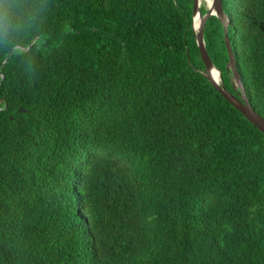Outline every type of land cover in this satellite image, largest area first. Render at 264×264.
Here are the masks:
<instances>
[{"label":"trees","instance_id":"trees-1","mask_svg":"<svg viewBox=\"0 0 264 264\" xmlns=\"http://www.w3.org/2000/svg\"><path fill=\"white\" fill-rule=\"evenodd\" d=\"M220 3L264 119V0ZM192 8L0 0V264H264V134ZM203 39L239 97L216 17Z\"/></svg>","mask_w":264,"mask_h":264},{"label":"water","instance_id":"water-1","mask_svg":"<svg viewBox=\"0 0 264 264\" xmlns=\"http://www.w3.org/2000/svg\"><path fill=\"white\" fill-rule=\"evenodd\" d=\"M201 3L200 0H193L192 8V30L195 35L196 46L199 50L201 61L204 65L203 76L209 81L214 89L221 94V96L228 101L235 109H237L251 124H253L262 134H264V119L252 108L249 103L244 87L241 83L240 76L236 71L234 55L231 49L229 39L227 37V27L229 24L228 17L222 10L220 0H212L211 5H205L206 13L204 15L200 12ZM214 16L217 18L223 28L224 43L227 50L228 61L225 66L227 72L230 73V83L233 90L239 92V97H235L231 94L222 84L221 73L212 64L210 57L205 49V43L203 39V30L206 21L209 17ZM198 17L199 23L195 27L194 20ZM215 69L218 73V80L212 76V70ZM23 112L24 110H19Z\"/></svg>","mask_w":264,"mask_h":264},{"label":"bare ground","instance_id":"bare-ground-1","mask_svg":"<svg viewBox=\"0 0 264 264\" xmlns=\"http://www.w3.org/2000/svg\"><path fill=\"white\" fill-rule=\"evenodd\" d=\"M202 2H203L205 5H208V6H209V5H211L212 0H200V3H201V4H202ZM194 21H195V22H194L195 27H197V25H198V23H199V19H198V17H196ZM211 73H212V76L214 77V79L218 80V73H217V71H216L215 69H213Z\"/></svg>","mask_w":264,"mask_h":264},{"label":"rangeland","instance_id":"rangeland-1","mask_svg":"<svg viewBox=\"0 0 264 264\" xmlns=\"http://www.w3.org/2000/svg\"><path fill=\"white\" fill-rule=\"evenodd\" d=\"M201 6H203L205 8V4L202 2Z\"/></svg>","mask_w":264,"mask_h":264}]
</instances>
